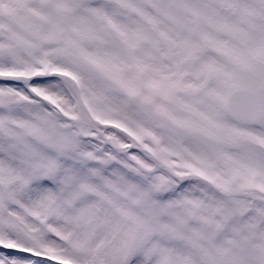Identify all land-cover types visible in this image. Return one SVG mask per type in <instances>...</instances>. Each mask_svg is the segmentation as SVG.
Instances as JSON below:
<instances>
[{
  "label": "snow or ice",
  "instance_id": "obj_1",
  "mask_svg": "<svg viewBox=\"0 0 264 264\" xmlns=\"http://www.w3.org/2000/svg\"><path fill=\"white\" fill-rule=\"evenodd\" d=\"M0 264H264V0H0Z\"/></svg>",
  "mask_w": 264,
  "mask_h": 264
}]
</instances>
